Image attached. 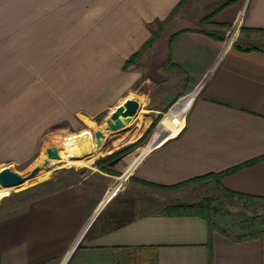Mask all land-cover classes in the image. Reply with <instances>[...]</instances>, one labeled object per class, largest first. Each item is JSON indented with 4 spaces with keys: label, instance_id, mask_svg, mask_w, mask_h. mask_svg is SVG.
Listing matches in <instances>:
<instances>
[{
    "label": "crops",
    "instance_id": "0c3cea01",
    "mask_svg": "<svg viewBox=\"0 0 264 264\" xmlns=\"http://www.w3.org/2000/svg\"><path fill=\"white\" fill-rule=\"evenodd\" d=\"M183 76L192 88L177 89ZM130 97L149 123L111 153L163 115L146 153L124 157L132 173L118 187L111 173H65L4 196L0 264H264V239L238 238L227 214L216 218L222 231L171 210L200 202L204 180L264 197V0H0L3 181L45 157L48 140H75L57 131Z\"/></svg>",
    "mask_w": 264,
    "mask_h": 264
},
{
    "label": "rangeland",
    "instance_id": "374dc122",
    "mask_svg": "<svg viewBox=\"0 0 264 264\" xmlns=\"http://www.w3.org/2000/svg\"><path fill=\"white\" fill-rule=\"evenodd\" d=\"M232 3H234V2H232ZM232 3H228V5H231ZM161 30L162 29H159L158 32ZM239 32H240V30H239ZM239 32L237 33V36H238ZM156 39H158V35H157V37H154L153 40H156ZM146 74H148L147 68H146ZM171 74H172V76L176 75L173 72ZM194 80H195L194 77H191V76L184 77L183 76L182 80L177 85V89H183V88H189L190 89V88H192L194 85V83H193ZM189 93H187V94H189ZM175 105H176V103H175ZM116 108L117 107L113 108L109 113H105L104 115L97 117V122L93 121L89 118H86L87 124H85L86 122L84 124H81V125L79 123L78 127L80 129H78V131H73V130H69V129H62L60 131H57L55 133L56 135H64L65 136V135L73 134V137L75 138V140L72 142H66L65 144H61V142L58 141L57 139H53L51 141L48 140V142L42 147V149H40L41 151H44L45 157H41L40 159H37L29 168L22 169L21 170L22 173L17 172V174L20 178L24 177V181L22 184L17 185L14 183L11 185H6L5 181L2 180V176L0 175V200L4 196L8 195L9 193H10L9 196H15L18 192L22 191L23 189H26L27 187L33 186V185H35L41 181H44V180L53 179L54 177H56L58 175L65 174V173H72L74 178L79 176L80 173H84V175H91V173H90L91 171H96L97 173H99V175H101L100 174L101 172L111 173V174H113V176H115L113 179L110 178L111 180H114L113 186L117 183L118 178L120 177L118 183L116 184V187H118L121 184V182H123L126 179V177L129 176L133 171L132 170L129 175H124V173L127 171L125 169L126 166H128V168H129V166L132 163H134V161H133L134 159H136L137 157H139V159H140V157L146 153V150L142 154H141V151L146 145L148 147V142L150 139L152 140V137H153L154 132L157 128V125L160 122L163 115L161 116L159 114V116H161V117H160L156 127L152 131L145 130L144 133L146 135L145 136L146 138L140 144V146L139 145L136 146L135 148H133L132 150H130L129 152H127L123 156L115 159L113 162L112 161L106 162L107 166L105 167L104 170H102L100 168V166H97L96 162L98 160L105 159L111 153L110 150L114 149L113 147H111V143L118 138L122 139L123 135H124V138L127 137V135H132L134 133H135V136H137L138 131L140 129L143 130V128H145L149 123L148 113L146 111H143L144 107H141L142 111H139L138 114L131 121L124 122L123 129H120L121 131L111 132L106 127L105 120L108 116L113 117V114L116 112ZM159 116H156V117L154 116L149 125H151L153 123V121L156 120V118H159ZM116 117L120 118V115H117ZM99 127L104 128V131L106 132V139H105V143H104L105 146L100 148V149H97L94 131L96 129H98ZM48 144H49V146H52V145L60 146V144H61L62 146H60V148H59L60 149V155H67L68 159L58 161L57 163L53 164L52 167H49V166L43 167L45 165H42L41 169H40L41 177H40V174H39V177L32 176L31 170L33 168L31 169V167L36 166L44 158L47 157L46 148L48 147L47 146ZM129 145H130L129 142L124 141V142L120 143L118 145V147H115V148L117 150H119V149L126 148ZM117 150H115V151H117ZM129 153H132V156H130V158L132 159V162L130 165L129 164L127 165V163L125 165L124 161H126V159L124 157H126ZM51 159H53V158H51ZM51 159H49V160H51ZM19 164H13V166L17 167ZM21 164H23V163H21ZM11 165L12 164L3 165V166L8 167ZM106 168L109 169L110 172L107 171ZM213 181L214 180H204L203 181L205 183L203 185V188L201 189L202 191L200 192L201 197H204V198L208 197V196L216 197L217 198V207L220 209V213L227 214L228 216L231 217V219L235 220V222L239 225V230H241L243 234L245 232H247V230L244 229L245 227H247L248 229H251V228L259 226L260 223L258 221H254L253 216L256 214H259V213L264 215V200L254 201V200H247L246 198H242V197H225L219 191V189L215 188V184ZM115 188H112V191L116 190ZM156 199L161 200L159 196L156 197ZM158 202H160V201H158ZM251 222H252L253 226H251ZM243 226H244V228H243Z\"/></svg>",
    "mask_w": 264,
    "mask_h": 264
},
{
    "label": "trees",
    "instance_id": "16d2710c",
    "mask_svg": "<svg viewBox=\"0 0 264 264\" xmlns=\"http://www.w3.org/2000/svg\"><path fill=\"white\" fill-rule=\"evenodd\" d=\"M180 5H181V3H180ZM219 38L223 39L224 37L221 36ZM153 39H154V37L152 36V39H150V41H148V43H150ZM137 54L138 53H136V55H134V57L137 56ZM131 62H132V58H130V60L127 62L126 65H129ZM167 110L168 109H166L165 111H167ZM161 116H159V118H156V120L153 121V123L149 127V131H152L156 127ZM145 136L146 135L144 134L143 137H141L137 141L131 143L126 148L119 149L117 151H114L113 153H110L105 159L98 160L96 162V164L101 165V163H103V162H108V161L113 162L115 159L123 156L124 154H126L127 152H129L130 150L135 148L136 146L140 145L145 140V138H146ZM254 163H255V160L241 164V165H238V166H235L231 169H228V170L220 172V173H209L207 175L197 177V178L192 179V180L187 181V182H189V183L197 182L199 180H203V179H207V178L215 179L216 181H219V179L221 177H223L224 175L233 173V172L241 169L244 166H249V165L254 164ZM102 168H105V167L102 166ZM106 170L109 171V169H107V168H106ZM218 189L225 197H242V198H246L247 200H264V197H256V196H252V195H245L243 193L229 191V190L223 188L222 186H218ZM171 210L176 214L199 215L208 221L210 228L212 230L218 229V230L223 231V229L216 223L217 215L220 214V209L217 207V198L216 197L208 196V197L203 198L200 202H196V203H186V202L177 203V204L172 206ZM253 220L258 221L260 223L259 226L251 228V229H248L247 227L244 228V226H243V228L246 229L247 232L244 233L243 235H240L238 238H240V239H249V238L264 239V215L260 214V213L256 214L253 216ZM251 226H253L252 222H251Z\"/></svg>",
    "mask_w": 264,
    "mask_h": 264
},
{
    "label": "water",
    "instance_id": "95a60500",
    "mask_svg": "<svg viewBox=\"0 0 264 264\" xmlns=\"http://www.w3.org/2000/svg\"><path fill=\"white\" fill-rule=\"evenodd\" d=\"M140 101L135 97L128 98L124 103H122L119 107L116 108V112L113 114V120L115 122L110 121L108 123V128H112L113 130H117L119 128H122L124 126V122L131 121L140 110ZM117 115H120L119 117H116ZM95 139H96V148L100 149L104 146L105 139H106V133L102 127H99L94 131ZM47 157L44 158L40 163H38L36 166L33 167L31 170V175L33 176L36 174L38 170H40L42 165H47L49 162V159L51 158H57L60 156V150L59 147L56 145H52L46 148ZM3 175H8V179L5 181L6 185L11 184H17L20 185L23 183L24 179L20 178L15 173L5 172Z\"/></svg>",
    "mask_w": 264,
    "mask_h": 264
},
{
    "label": "built area",
    "instance_id": "2783aa9c",
    "mask_svg": "<svg viewBox=\"0 0 264 264\" xmlns=\"http://www.w3.org/2000/svg\"><path fill=\"white\" fill-rule=\"evenodd\" d=\"M240 26H241V22L240 21H237L233 27H231L229 30H228V33H227V39H228V42L229 43H232L234 42V40L236 39L237 37V33L239 32L240 30Z\"/></svg>",
    "mask_w": 264,
    "mask_h": 264
},
{
    "label": "bare ground",
    "instance_id": "6f19581e",
    "mask_svg": "<svg viewBox=\"0 0 264 264\" xmlns=\"http://www.w3.org/2000/svg\"><path fill=\"white\" fill-rule=\"evenodd\" d=\"M140 109H141V107H140ZM139 112V111H138ZM138 114V113H137ZM114 118L112 117V116H108L107 118H106V120H105V124H106V127L108 128V123L110 122V121H112V122H115L114 120H113ZM104 129V128H103ZM109 129V131H111V132H115V131H120V129H122V128H119V129H117V130H113L112 128L110 129V128H108ZM41 169V168H40ZM40 171V170H39ZM29 178V177H28ZM22 179H24V177L22 178Z\"/></svg>",
    "mask_w": 264,
    "mask_h": 264
}]
</instances>
